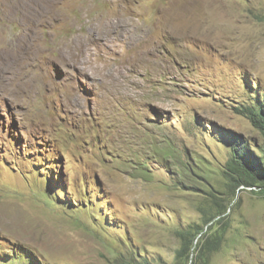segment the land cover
<instances>
[{
    "label": "rangeland",
    "instance_id": "obj_1",
    "mask_svg": "<svg viewBox=\"0 0 264 264\" xmlns=\"http://www.w3.org/2000/svg\"><path fill=\"white\" fill-rule=\"evenodd\" d=\"M257 101L264 0H0V264H192L223 208L198 264H264V192L223 176Z\"/></svg>",
    "mask_w": 264,
    "mask_h": 264
},
{
    "label": "trees",
    "instance_id": "obj_2",
    "mask_svg": "<svg viewBox=\"0 0 264 264\" xmlns=\"http://www.w3.org/2000/svg\"><path fill=\"white\" fill-rule=\"evenodd\" d=\"M241 111L264 137V105L257 101ZM223 176L229 192H235L239 187L253 188L252 191L257 188L264 192V156L258 157L248 144L235 139L231 146L230 157L224 167ZM226 212L223 208L216 215L206 219L205 223L208 224L220 217L217 222H214L218 226V231L214 234H202L203 229L201 228L181 231L179 234L181 245L176 251V259H190L194 253L192 264H198V261L206 263L212 255L219 252L225 243L226 224L225 217L222 215ZM201 234L202 236L198 238Z\"/></svg>",
    "mask_w": 264,
    "mask_h": 264
}]
</instances>
